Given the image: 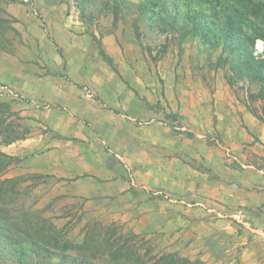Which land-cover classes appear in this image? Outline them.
Here are the masks:
<instances>
[{"label": "rangeland", "instance_id": "374dc122", "mask_svg": "<svg viewBox=\"0 0 264 264\" xmlns=\"http://www.w3.org/2000/svg\"><path fill=\"white\" fill-rule=\"evenodd\" d=\"M106 1L111 2L0 0V151L11 156L10 164L0 171V183L5 178L14 180L11 187L8 184L10 190L0 204L4 209V215L0 214V232L13 234L17 242L24 241L20 245L24 257L19 263L14 254L13 239L0 236V264H61L63 255L83 257L95 264H137L125 263L121 259L115 262L110 257L106 242L109 228L115 230V235L136 234L140 240L130 243L136 244L134 249L140 255L144 253L142 260L150 254L157 256L174 252L167 250V244L159 241L161 236L146 238V235L134 232L128 222L120 217L114 218L116 212L109 204L98 207L97 211L83 197L68 194V178L58 177L56 171L42 168L44 164L38 159L32 163L27 149L18 152V146L23 149L21 140L35 138L29 135L28 128L23 124V119L27 117L22 115V107L46 110L54 107V104L36 100L12 83L15 78L19 79L20 63L35 69L36 75L43 76L50 72L46 64L50 62L47 53L59 54L58 38L63 39L66 45L68 39L79 41L75 34H85L91 40L90 65L93 73H90V78L93 74L95 78L104 76L105 71L95 65L96 60L108 65L100 56L99 49L105 51L104 45L108 41L119 47L120 58L116 62L111 58L112 65L109 66L124 83L125 93L123 105L114 112L156 113L155 120L168 126L173 145L185 148L184 143H187L188 152L183 158L177 154L180 150L176 152L181 165L186 164L189 170L185 183L197 180L191 170L206 174L208 178L217 176L216 173L226 167L235 171L233 183H221L220 189L223 188L224 194L228 193V198L223 195V198L215 199L219 207L224 206L220 207L224 216L214 213L196 219L203 222L199 231L209 234L210 251L219 259L213 260L211 255L212 258L208 256L203 262L198 254L194 256L191 251L187 256L175 253L198 260V264H247V252L243 258L241 255L247 247V242L243 244L247 240V164L264 170V134L247 137V125L239 109L248 111L264 124V100L249 97L250 93L258 92L259 83L235 78L230 82L233 77L231 70L218 60L220 49L209 51L203 48L197 36L182 38L177 31H162L156 20L149 21L138 14V0H116L121 8L116 20L112 12L104 7ZM44 43L49 45V49ZM78 45L81 44L76 43L72 48L68 43L65 48L74 50ZM67 49L66 52L70 51ZM43 52L45 55L41 56ZM258 53L255 48L253 54ZM22 57L33 60H21ZM67 62L73 67L78 58ZM63 72V77L70 78L69 72L67 74L65 69ZM83 90L89 99L99 98L93 87H84ZM216 100H221L224 106H217ZM227 110L235 114V122ZM215 111L223 113L220 118H216ZM145 120L141 119L140 124H144ZM15 136L21 137L12 141L15 144L4 142ZM44 150H48L47 155L51 157V148L44 147ZM206 154L209 160H206ZM212 160L219 163L212 164ZM49 164H53L52 160H47L46 165ZM240 174L243 176L240 177ZM147 191L150 194H166L158 188ZM189 203L193 204L191 207H203L205 201ZM220 219L231 225L227 232L217 226L216 231L208 230L207 225L213 227L212 224ZM255 235L254 250L259 248L262 254L256 259L252 254L254 258L249 260L253 264H264V233ZM195 248L192 246L193 250ZM259 259L263 261L258 263Z\"/></svg>", "mask_w": 264, "mask_h": 264}, {"label": "crops", "instance_id": "0c3cea01", "mask_svg": "<svg viewBox=\"0 0 264 264\" xmlns=\"http://www.w3.org/2000/svg\"><path fill=\"white\" fill-rule=\"evenodd\" d=\"M75 36L79 41L71 42L68 39L66 42L72 48L76 43L81 44L74 50L65 48L63 39L58 38L56 44L59 54L56 53V56L52 51L47 53L50 62L46 64L50 72L43 76L39 73L36 75L35 69L20 63L19 79L15 78L12 83L36 100L54 104V107L49 110L22 107V115L27 117L23 119V124L28 128L26 130L29 135L35 138L30 140L26 137L21 140L23 149L18 146V152L27 149L32 163L38 159L44 164L42 168L52 169L51 172L56 171L54 173L58 177L68 178V194L83 197L97 211L98 207L109 204L116 212L114 218L120 217L130 224L134 232L144 234L146 238L161 236L159 241L167 244V250L185 256L191 251L194 256L198 254L203 262L211 255L213 260L219 259L210 251L209 234L199 231L203 222L196 219L214 213L216 216L221 215L220 207L224 206L219 207L216 201L223 198V195L228 198V193L224 194L223 188L220 189L223 185L221 183H233L234 169H221L212 178L191 170L197 180L185 183L188 169L186 164L181 165L178 156L183 158L187 154L188 144L184 143L185 148L173 145L168 126L155 120L156 113H115L114 109L123 105L124 83L116 77L109 64L100 61L98 56L95 65L105 71L104 76L95 78L93 74V78H90V73H93L90 65L91 40L85 34ZM44 45L49 49L47 43ZM66 49L70 51L66 52ZM104 49L113 61H118L121 51L116 44L108 41ZM41 54L45 55L44 52ZM72 58H78V63L70 67L71 63L65 61ZM21 60L33 59L22 57ZM34 65L38 66L37 63ZM63 69L67 74L69 72L70 78L63 77ZM84 87H93L99 98L89 99ZM216 101V105L224 106L221 100ZM227 111L235 122V114ZM239 111L247 125V137L259 133L263 136L264 124L248 111ZM221 114L217 111L214 113L217 119ZM141 119H146V122L140 124ZM42 146L51 148V157ZM205 158L210 159L208 154ZM47 160H52L53 164L46 165ZM214 162L219 163L212 160V164ZM173 164H176L175 167ZM247 168V240L243 242H247V247L241 255L243 258L247 252V264H253L249 260L254 258L252 254L255 255L254 259L262 254L259 248L254 250L253 241L257 238L256 233H264V170L252 164H247ZM224 171L226 175H223ZM149 188H158L166 194H150L147 191ZM198 200L205 201L203 207L188 205L189 201ZM209 226L208 230L216 231L217 226L226 232L231 227L222 219L212 224L213 227ZM192 246L197 247L196 250ZM262 261L257 260L258 263Z\"/></svg>", "mask_w": 264, "mask_h": 264}, {"label": "trees", "instance_id": "16d2710c", "mask_svg": "<svg viewBox=\"0 0 264 264\" xmlns=\"http://www.w3.org/2000/svg\"><path fill=\"white\" fill-rule=\"evenodd\" d=\"M104 7L112 12L115 20L119 17L121 12L119 1H106ZM137 12L149 21L156 20L161 25L162 31H177L182 38L189 35L197 36L203 48L209 51L220 49L218 60L219 63L227 64L231 70L233 77L230 82L235 78L259 83L258 92L250 93L249 97L252 100L258 98L264 100V0H138ZM255 44L258 55L253 54ZM99 54L103 60L112 65L111 57L102 48L99 49ZM18 138L21 137L15 136L4 142L8 144ZM10 157L0 151V171L10 164ZM9 183L11 187L14 180L5 178L0 183V204L4 202L10 190ZM0 214L4 215L1 206ZM107 232H109L106 235V242L110 248L109 255L115 262H120L121 259L125 263L137 264L199 263L198 260H190L175 252L157 256L150 254L146 260H142L144 253L140 255L138 250L134 249L136 244L130 243L139 239L136 234L115 235V230L112 231L110 228ZM0 236L13 239L14 254L21 263L24 250L20 245L24 241L17 242L13 234L5 232H0ZM63 258L61 264H95L83 257L69 258L63 255Z\"/></svg>", "mask_w": 264, "mask_h": 264}, {"label": "water", "instance_id": "95a60500", "mask_svg": "<svg viewBox=\"0 0 264 264\" xmlns=\"http://www.w3.org/2000/svg\"><path fill=\"white\" fill-rule=\"evenodd\" d=\"M255 48H256V44H255Z\"/></svg>", "mask_w": 264, "mask_h": 264}]
</instances>
